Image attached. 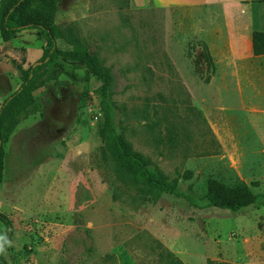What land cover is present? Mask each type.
Masks as SVG:
<instances>
[{
  "label": "rangeland",
  "instance_id": "rangeland-1",
  "mask_svg": "<svg viewBox=\"0 0 264 264\" xmlns=\"http://www.w3.org/2000/svg\"><path fill=\"white\" fill-rule=\"evenodd\" d=\"M57 23L110 72L117 131L176 182L177 194L143 201L116 176L102 82L65 63L74 78L37 90L41 109L3 138L0 213L12 239L0 264H168L166 249L184 264H264V58L238 41L236 9L61 0ZM58 45L73 49L65 39ZM46 47L37 30L8 42L0 34V110ZM210 178L247 184L258 203L210 207L202 198Z\"/></svg>",
  "mask_w": 264,
  "mask_h": 264
},
{
  "label": "trees",
  "instance_id": "trees-1",
  "mask_svg": "<svg viewBox=\"0 0 264 264\" xmlns=\"http://www.w3.org/2000/svg\"><path fill=\"white\" fill-rule=\"evenodd\" d=\"M61 0H7L0 5V34L4 41H11L25 30H37L46 41L47 47L40 61L23 71V82L13 95L3 104L0 110V183L4 171L5 151L3 138L11 134L18 126L21 118H26L34 110L41 109V103L34 93L47 88L50 83L59 85L62 75H69L65 63L83 66L100 79L99 89L104 114V134L106 140V158L112 164L116 176L125 184L136 189L141 200L158 201L166 193L177 194L175 181L159 169L156 163L135 151L132 144L116 129L113 109L110 101V91L114 79L109 71L104 69L99 60L89 53L69 30L65 34V26L57 23V14ZM59 39H65L73 46L72 50H63L58 45ZM204 62L208 70H215L214 59L206 44H202ZM253 55H264V32L254 31L252 34ZM174 133L169 131V140L174 143ZM210 207L238 211L258 203L259 196L250 186L242 182L231 185L217 179L207 181V192L202 196ZM0 219L6 223V236L11 241L12 231L8 218L0 213ZM166 249V248H165ZM167 262L184 264V262L167 249ZM4 255H0V262ZM207 264H218L208 261Z\"/></svg>",
  "mask_w": 264,
  "mask_h": 264
},
{
  "label": "crops",
  "instance_id": "crops-1",
  "mask_svg": "<svg viewBox=\"0 0 264 264\" xmlns=\"http://www.w3.org/2000/svg\"><path fill=\"white\" fill-rule=\"evenodd\" d=\"M145 4L153 2L157 7L176 8V7H196L207 3H219L236 9L241 19L238 27H234L239 35V42H246L249 45L250 53L253 55L252 34L254 31L264 32V0H141ZM258 11L259 16L255 21L254 13ZM256 14V13H255ZM254 56V55H253ZM264 58L263 56H254Z\"/></svg>",
  "mask_w": 264,
  "mask_h": 264
},
{
  "label": "clouds",
  "instance_id": "clouds-1",
  "mask_svg": "<svg viewBox=\"0 0 264 264\" xmlns=\"http://www.w3.org/2000/svg\"><path fill=\"white\" fill-rule=\"evenodd\" d=\"M11 246V241L6 235H0V255L6 253L7 247Z\"/></svg>",
  "mask_w": 264,
  "mask_h": 264
}]
</instances>
